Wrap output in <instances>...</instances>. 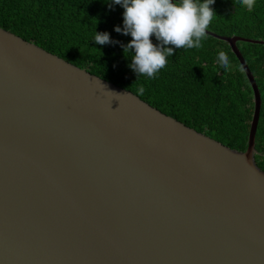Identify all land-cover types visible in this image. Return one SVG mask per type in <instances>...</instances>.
Returning <instances> with one entry per match:
<instances>
[{
	"label": "water",
	"instance_id": "1",
	"mask_svg": "<svg viewBox=\"0 0 264 264\" xmlns=\"http://www.w3.org/2000/svg\"><path fill=\"white\" fill-rule=\"evenodd\" d=\"M240 151L0 27V264H264L261 97Z\"/></svg>",
	"mask_w": 264,
	"mask_h": 264
},
{
	"label": "trees",
	"instance_id": "2",
	"mask_svg": "<svg viewBox=\"0 0 264 264\" xmlns=\"http://www.w3.org/2000/svg\"><path fill=\"white\" fill-rule=\"evenodd\" d=\"M107 2L0 0V27L135 94L142 87L137 95L150 105L230 148L245 150L253 92L228 43L206 35L199 49H174L154 78L136 75L129 67L131 51L123 52L131 37L113 30L123 27V8ZM212 7L216 14L207 30L264 40V0H256L251 12L234 0H215ZM95 30L108 32L115 43L95 45ZM237 46L260 92L255 161L264 170V45L238 41ZM219 51L229 58L227 72L218 67Z\"/></svg>",
	"mask_w": 264,
	"mask_h": 264
},
{
	"label": "clouds",
	"instance_id": "3",
	"mask_svg": "<svg viewBox=\"0 0 264 264\" xmlns=\"http://www.w3.org/2000/svg\"><path fill=\"white\" fill-rule=\"evenodd\" d=\"M109 6L123 8V27L114 26V31L130 36L123 45V52L131 51L129 67L136 75L149 79L166 67L167 58L174 49H199L206 39V29L213 20L215 0H108ZM236 6L253 11L256 0H234ZM154 37L157 43H153ZM95 45L115 43L108 32L95 33L91 39ZM218 67L230 70V61L223 51L216 56ZM141 87L138 95L143 94Z\"/></svg>",
	"mask_w": 264,
	"mask_h": 264
}]
</instances>
